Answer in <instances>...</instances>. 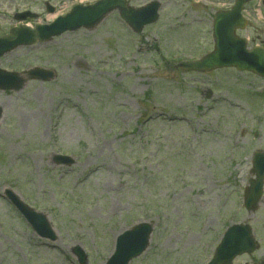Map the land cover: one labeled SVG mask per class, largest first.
Instances as JSON below:
<instances>
[{"label": "rangeland", "instance_id": "obj_1", "mask_svg": "<svg viewBox=\"0 0 264 264\" xmlns=\"http://www.w3.org/2000/svg\"><path fill=\"white\" fill-rule=\"evenodd\" d=\"M44 1L57 0H0V35L19 11L49 19ZM59 1L57 10L92 0ZM157 1L160 17L142 33L114 12L0 59L9 71H55L0 90V264H80L76 247L84 264H104L116 235L141 221L153 229L129 264H204L233 223L249 224L259 247L232 264L264 261V190L254 210L243 206L253 153L264 152V78L174 71L211 51L218 0ZM5 189L47 217L54 241L32 231Z\"/></svg>", "mask_w": 264, "mask_h": 264}, {"label": "water", "instance_id": "obj_2", "mask_svg": "<svg viewBox=\"0 0 264 264\" xmlns=\"http://www.w3.org/2000/svg\"><path fill=\"white\" fill-rule=\"evenodd\" d=\"M244 0H239L237 5L228 12H220L215 18L214 25V50L199 61L182 62L178 67L185 70L205 71L219 67L234 66L238 70H249L264 76V50L255 48L247 51L243 39L234 34L237 27L243 26L240 16V6ZM157 2L148 4L139 9H132L126 5L125 0H100L87 6H75L70 13L57 18L50 25H36L33 29L21 26L11 30L9 35L0 38V55L17 45L30 44L37 41L48 40L65 31L77 30L80 27L92 29L111 10L118 9L121 16L132 26L135 31L142 28L143 24L156 19ZM27 14L20 16L24 18ZM36 77L51 79V71H36ZM32 77V76H31ZM24 79L15 73L0 70V87L20 89ZM58 160L69 161L70 158L58 156ZM254 179L249 182L245 192L244 204L247 210L253 209L262 192L264 177V155L257 153L253 160ZM13 196V195H11ZM13 202L19 206L33 228L43 237L55 239L44 215L39 214L20 204L15 197ZM151 226L142 223L118 235L113 254L106 264H128L129 260L138 256L146 247ZM249 227L241 225L231 226L225 233L220 245L216 249L214 258L209 264H230L231 260L243 252H251L255 244L249 236ZM75 253L80 262L84 261L82 252L76 248Z\"/></svg>", "mask_w": 264, "mask_h": 264}, {"label": "flooded vegetation", "instance_id": "obj_3", "mask_svg": "<svg viewBox=\"0 0 264 264\" xmlns=\"http://www.w3.org/2000/svg\"><path fill=\"white\" fill-rule=\"evenodd\" d=\"M56 2H59L57 0ZM55 2V4H57ZM47 1H44V5L47 8ZM257 5L260 7V18H257L256 21H253L252 23L249 22L247 28H245L246 37L249 41L253 42V40L257 41V44H260L264 46V0H259L257 2ZM55 10V5L53 4L51 6V9ZM245 9L252 11L253 10V0L250 1L246 6ZM254 30V32H251V30Z\"/></svg>", "mask_w": 264, "mask_h": 264}, {"label": "bare ground", "instance_id": "obj_4", "mask_svg": "<svg viewBox=\"0 0 264 264\" xmlns=\"http://www.w3.org/2000/svg\"><path fill=\"white\" fill-rule=\"evenodd\" d=\"M51 17V16H50Z\"/></svg>", "mask_w": 264, "mask_h": 264}]
</instances>
